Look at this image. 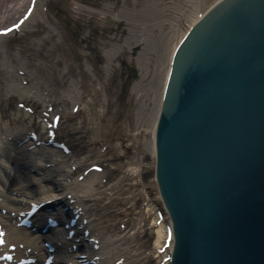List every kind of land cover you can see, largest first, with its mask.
<instances>
[{
    "label": "rangeland",
    "instance_id": "374dc122",
    "mask_svg": "<svg viewBox=\"0 0 264 264\" xmlns=\"http://www.w3.org/2000/svg\"><path fill=\"white\" fill-rule=\"evenodd\" d=\"M216 1L202 0L201 8L200 0H30L21 18L7 22L12 26L0 31V147L9 145L0 159L7 224L0 239L18 227L24 203L37 198L16 177L11 145L24 138L32 160L40 151L50 160L29 174L38 198L52 188L39 173L58 169L67 186L74 179L98 193L86 221L105 222L124 264H167L172 240L155 185L154 121L173 52ZM72 202L80 211L81 202ZM4 246L0 264H15L9 254L18 252H29L19 264L42 256L39 241Z\"/></svg>",
    "mask_w": 264,
    "mask_h": 264
},
{
    "label": "water",
    "instance_id": "95a60500",
    "mask_svg": "<svg viewBox=\"0 0 264 264\" xmlns=\"http://www.w3.org/2000/svg\"><path fill=\"white\" fill-rule=\"evenodd\" d=\"M153 148L171 230L167 264H264V0H220L190 27L173 53ZM14 161L16 177L38 198L29 177L36 162ZM64 202L37 206L48 214L37 233L55 234L59 224L66 230L60 244L79 236L82 216L72 199ZM54 209L60 214L50 217ZM54 239L44 241L57 259ZM93 244L81 238L65 252L95 264ZM62 262L71 264L66 256Z\"/></svg>",
    "mask_w": 264,
    "mask_h": 264
},
{
    "label": "bare ground",
    "instance_id": "6f19581e",
    "mask_svg": "<svg viewBox=\"0 0 264 264\" xmlns=\"http://www.w3.org/2000/svg\"><path fill=\"white\" fill-rule=\"evenodd\" d=\"M30 0H0V31L1 32H6L10 26H12V24H14L19 18H21V16L26 13L27 11V6L29 4ZM202 0H200V6L202 8V4H201ZM8 23L13 22L12 24L8 25ZM174 53V52H173ZM173 57V55H172ZM172 61V58H171ZM170 61V63H171ZM156 120V118H155ZM155 123V121H154ZM23 139V140H22ZM24 142V138H21L20 141ZM16 141H19L16 140ZM30 141V140H28ZM26 141V145L27 142ZM37 141V139H36ZM13 142V141H12ZM11 143V142H10ZM24 143V144H25ZM24 144H22V147L17 148V158L15 157V154L12 155L14 160H18L19 163H21V166H28L29 165V156L26 155L25 152V146ZM33 144V143H31ZM7 146H9L8 144L6 146H2L0 147V159L5 158L6 159V150H7ZM12 149L15 148L13 143H12ZM36 152V151H34ZM43 153H41L40 151V155L38 156V160L37 163L35 164V166L38 168V171H41L40 169L42 168L41 165H44V163H48L50 162V160H48V156H46V153L44 155H42ZM7 156H9V154H7ZM11 157V156H10ZM36 158V157H35ZM47 158V160H46ZM50 165V163H49ZM2 164L0 163V168ZM9 171V168L6 167ZM48 168V166L46 167ZM51 172V170H49ZM55 172H57V174H53L52 176L50 175H44V173H39L45 181H47L48 183L52 180L53 182L56 181V184L54 186V188L57 190L58 193H55L54 191H52V188H46V189H42V191L40 192V198H31L30 200L33 202H28V203H24L23 209H21V212L24 214H27L28 210L32 211V216L31 218H29L27 220V227H14V231L8 233L7 238L4 239H0V241H3L2 243H0V247H2V251L0 249V255H3V253H7V248L8 246H4L5 242L8 241H14L16 243V245L18 246V248H24L27 247L28 242H33V241H39L40 244V252L42 254V256H37L40 258H35L36 264H64L62 262V259L64 256H66V258H69V261L71 264L73 263H78V264H85V260L83 258H81V253H79L77 250L73 249V252L70 253H66L65 250L66 248H72L73 247V243L77 244L81 238L82 239H88L89 235H91V240L93 246L92 249L88 251V256L90 258L93 259V262L95 264H124V261H122V258L119 256L120 250H116L115 247V242L120 241L118 240V237H111L109 236V230L107 229V226L105 224L104 221L101 222H96V216H94V218L92 219L91 216H89V222H85L86 218L85 215L88 217V213H90L89 207H88V201H92L94 199V196H97L98 193L91 190L90 188H86V186H84L81 182H77L76 180H72L71 183H68V186L66 185V181H65V177L66 174H59L58 175V169H54ZM42 172V171H41ZM9 174V172H7V175ZM1 175V173H0ZM38 175V174H37ZM48 176V177H47ZM39 177V176H38ZM22 178L19 175L18 176V181H20ZM32 181H34V178H30ZM38 179V178H37ZM51 181V182H52ZM24 182V181H23ZM50 182V183H51ZM22 182H19V184ZM26 183V182H25ZM34 183V182H33ZM59 184L63 187V189L61 187H59ZM85 188V189H84ZM54 190V189H53ZM15 193H19L22 197L24 196V190L23 191H16L14 190ZM36 192L39 194L38 189L36 188ZM33 193V192H32ZM34 195V193H33ZM35 196V195H34ZM68 197V198H66ZM75 199L77 201L81 202L80 207V211H81V220H79V226H78V233L79 236L77 237H73L70 238L69 240L66 239L65 243L60 244L58 241L62 239L63 236H65V231L64 227L61 225H57L56 226V232H54L55 234H40V233H35L36 235L30 234V233H20V231H24V232H29V229L32 228V230H34V232H37L41 229L40 227V223L44 220V216L48 215L46 213H42L40 211H42L41 208H37V206L41 203V202H45L44 205L46 204V206H50L52 205L54 202H56L57 199H63L65 202L62 204L67 206V204H71V199ZM91 199V200H90ZM85 201L87 203H85ZM21 201H18L17 203H20ZM3 204L0 203V208H4V206H2ZM26 205V207H25ZM40 210V211H39ZM89 211V212H88ZM53 214H50V217L52 215L55 216H59L60 211L59 210H55L53 211ZM92 213V212H91ZM85 214V215H84ZM24 216V215H23ZM0 222L2 223L0 225V228L2 229H6L5 226L7 225L5 222V217L0 216ZM94 222V223H93ZM87 224V225H86ZM96 227L95 230L93 229V226ZM4 227V228H3ZM89 227V228H88ZM91 227V228H90ZM12 229V230H13ZM11 236V237H9ZM29 237H32L31 239H28ZM9 238V239H8ZM54 239V243H59L60 244V248H58V257L56 259V255H52L51 251H50V244H46V242L44 240L46 239ZM89 238V239H90ZM73 239V240H72ZM52 242V243H53ZM66 245V248H65ZM21 246V247H20ZM75 246V245H74ZM28 248V247H27ZM94 249V250H93ZM86 251V249H85ZM29 252H27L26 254L23 253H14V254H9L11 255V257L6 254V256L11 258V261H14L15 264H19L21 258H19V256L21 255H27ZM84 254V253H82ZM5 255V254H4ZM87 256V252L86 254L83 255V257L86 259ZM13 257V258H12Z\"/></svg>",
    "mask_w": 264,
    "mask_h": 264
},
{
    "label": "snow or ice",
    "instance_id": "6c2138e0",
    "mask_svg": "<svg viewBox=\"0 0 264 264\" xmlns=\"http://www.w3.org/2000/svg\"><path fill=\"white\" fill-rule=\"evenodd\" d=\"M0 235H2V234H0ZM3 241H0V243H2Z\"/></svg>",
    "mask_w": 264,
    "mask_h": 264
}]
</instances>
